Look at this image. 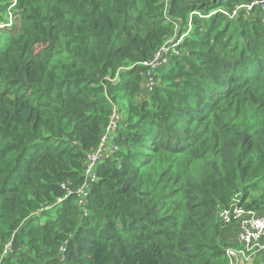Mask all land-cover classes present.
Masks as SVG:
<instances>
[{
    "label": "trees",
    "instance_id": "1",
    "mask_svg": "<svg viewBox=\"0 0 264 264\" xmlns=\"http://www.w3.org/2000/svg\"><path fill=\"white\" fill-rule=\"evenodd\" d=\"M252 1L0 0L1 264H228L218 206L264 199V8L218 10ZM115 105L84 215L67 186Z\"/></svg>",
    "mask_w": 264,
    "mask_h": 264
},
{
    "label": "built area",
    "instance_id": "2",
    "mask_svg": "<svg viewBox=\"0 0 264 264\" xmlns=\"http://www.w3.org/2000/svg\"><path fill=\"white\" fill-rule=\"evenodd\" d=\"M255 5H260L264 8V0H253L248 4H239L235 6L232 12H228L224 8L218 11L233 18L241 10H246L250 15ZM199 15L202 16L201 13ZM183 37L184 35L177 37L176 42L168 40L158 48L151 59L143 63L146 67L147 86L150 90L154 89L157 84V70L168 64L173 54L179 53L177 45L182 41ZM121 120V114L115 105L99 146L87 155L83 183L74 190L70 188L71 183L67 186L66 197L75 193L78 196V202L82 207L84 215L88 213L87 202L89 192L98 179L97 165L111 158L120 149V145L117 143V132ZM61 201L62 199L59 198L57 202ZM218 217L223 226L226 228H234V235L237 242L235 245L226 247L225 253L228 264H257L258 257L264 255V199L260 203L259 208H255V206L248 207L242 201V194L238 193L228 205L218 206ZM9 250H11V243L7 244L5 253ZM65 251L66 246L63 245L61 247L62 257H64Z\"/></svg>",
    "mask_w": 264,
    "mask_h": 264
},
{
    "label": "rangeland",
    "instance_id": "3",
    "mask_svg": "<svg viewBox=\"0 0 264 264\" xmlns=\"http://www.w3.org/2000/svg\"><path fill=\"white\" fill-rule=\"evenodd\" d=\"M10 17H13V15L10 14ZM192 24H193V14H190L189 19L187 20V23H186V26L188 28L187 31L192 28ZM181 28H182V20L177 22V24H176V26L174 28L175 32H174V34L172 35V37L169 40L176 42L177 36L180 35ZM185 35H186V33L184 34V36ZM145 77H146V74H145ZM145 85H147V78H146ZM255 194H259V192L258 193L256 192ZM39 218H40L41 221H43L45 219V216H41L40 215Z\"/></svg>",
    "mask_w": 264,
    "mask_h": 264
},
{
    "label": "crops",
    "instance_id": "4",
    "mask_svg": "<svg viewBox=\"0 0 264 264\" xmlns=\"http://www.w3.org/2000/svg\"><path fill=\"white\" fill-rule=\"evenodd\" d=\"M228 242H232V243L236 244L237 242L235 239V235H233L232 237L229 236ZM256 263L257 264H264V255L259 256Z\"/></svg>",
    "mask_w": 264,
    "mask_h": 264
}]
</instances>
